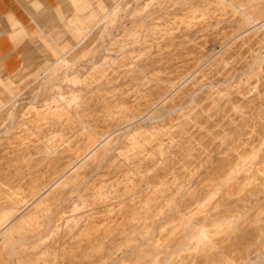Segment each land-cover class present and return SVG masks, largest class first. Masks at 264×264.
<instances>
[{
  "label": "rangeland",
  "instance_id": "1",
  "mask_svg": "<svg viewBox=\"0 0 264 264\" xmlns=\"http://www.w3.org/2000/svg\"><path fill=\"white\" fill-rule=\"evenodd\" d=\"M84 1L0 70V262L264 264V0Z\"/></svg>",
  "mask_w": 264,
  "mask_h": 264
},
{
  "label": "crops",
  "instance_id": "2",
  "mask_svg": "<svg viewBox=\"0 0 264 264\" xmlns=\"http://www.w3.org/2000/svg\"><path fill=\"white\" fill-rule=\"evenodd\" d=\"M67 5L74 14L72 24L83 22L84 0H0V70L5 76L19 72L43 43L52 50L51 41L44 39L48 38L45 30L66 12Z\"/></svg>",
  "mask_w": 264,
  "mask_h": 264
}]
</instances>
